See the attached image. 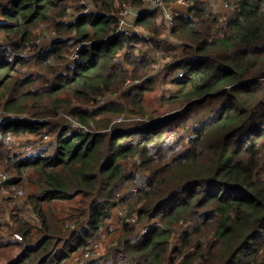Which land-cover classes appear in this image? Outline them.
Here are the masks:
<instances>
[{"label": "trees", "instance_id": "16d2710c", "mask_svg": "<svg viewBox=\"0 0 264 264\" xmlns=\"http://www.w3.org/2000/svg\"><path fill=\"white\" fill-rule=\"evenodd\" d=\"M96 1L100 11L69 21L63 19L69 0H0V154L5 170L20 174L7 172L0 189L16 191L30 168L39 169L42 187L35 200L39 233L26 229L22 241L0 243L17 246L5 264H68L78 248L89 251L120 204L131 207L136 223L126 221L103 263L92 258L84 264H164L175 242L181 245L171 264H194L189 253L200 264H264V0H184L188 13L175 8L181 0H166L174 19L170 33L181 44L164 38L163 9H143L133 32L120 31L118 13L147 2ZM46 22L53 23L48 44L34 38ZM146 42L154 43L158 58L142 51ZM164 70L176 75L160 104L189 108L219 96L225 103L188 138L164 128L163 117L112 128L127 113L143 114L144 103L97 101L119 93L130 79L142 80L134 81L139 93L130 91L139 101ZM75 102L87 105L72 112L81 126L51 127L48 119ZM47 126L49 149L24 159L10 153L24 136L48 141ZM134 158L140 163L130 171ZM129 184L137 189L123 194ZM76 197H82V213L70 219L82 228L64 233L67 222L55 223L40 205ZM140 223L148 225L140 230Z\"/></svg>", "mask_w": 264, "mask_h": 264}, {"label": "rangeland", "instance_id": "374dc122", "mask_svg": "<svg viewBox=\"0 0 264 264\" xmlns=\"http://www.w3.org/2000/svg\"><path fill=\"white\" fill-rule=\"evenodd\" d=\"M69 3V15L66 18H63L64 20L72 21L79 14L86 15L97 13V11H100L96 0H69ZM224 5L225 4H223V6ZM152 8L155 7L152 6ZM220 8L221 6L217 9ZM85 9L88 10V13H82V11ZM225 9H227V11L231 10V8L229 7H226ZM124 11L118 13L119 17L127 19V21L130 23L136 20V17L133 15L123 16L122 13ZM137 11H143V8H140ZM52 25V22H46L44 24H41L39 28L35 29L34 38H36L37 36L40 38L39 40L36 39L37 42H39L42 38L45 37V43H50V41L52 40L51 33L53 32ZM134 27L135 25L133 27L128 28L130 29V32H133ZM168 31L169 34L172 35L170 33L171 29H169ZM166 37H168L167 34L164 38ZM171 38L172 40L177 41L174 39V37ZM161 44L164 45L163 42H161ZM152 45L153 47L150 46V44L147 42L140 44V46L143 47L142 51L148 53L150 57H154L155 52L158 53V49L154 46V43ZM74 57H76V54L74 55ZM159 65V68H162V65ZM159 68L150 71L151 75L154 74L157 70H159ZM175 75L176 71L172 72L171 74H167V70H164V73L161 72L159 75H157V77L163 76L165 80L163 79L161 81L155 76L152 80L151 85L146 86L148 90L146 89L144 95L139 101H133L134 96L133 94H130V91L133 89L134 94L139 93V90L135 89L134 85H136L135 82L139 84L142 82V80L135 81L130 79L127 81L126 85L121 89L119 93L107 95L106 97L100 98L97 103L99 104V106H102V104L107 103L108 101H118L122 103H144L145 106L143 114L135 113L136 115L133 116L132 113H127L121 118L122 120L117 118L118 120L116 119L115 121H113L112 128L118 127L132 129L140 125H145L158 117H163V120H160V124H163L164 128H173V130H179L181 135H184L188 138L192 135L194 128L197 127L201 121H205L221 108V106L226 101V96L210 98L203 104H198L196 106L194 105L189 108L186 107V105L160 104L164 103L162 102L161 98L163 97V95H165V93H168V90L171 88L169 82L171 81V79H173L172 77H174ZM76 107L87 108V105H78L75 102L72 105L66 106L64 109L61 110L58 116L48 119L51 122V127L58 128L59 125L63 126L67 124L71 129H78L80 123L76 119V116L72 114L73 109ZM95 107L96 105L89 106V108L91 109ZM130 108L134 111H138V107L131 106ZM170 114L173 116V118L172 116L167 118ZM74 124L76 126H73ZM51 127L49 129H51ZM48 132V141L45 142L41 138L42 135H34L32 137L24 136L18 140L16 139V142L11 147L10 153L13 154L14 152L18 151L20 149L21 144L31 141L34 142L35 147L39 149H49L52 144L53 136L50 134L51 131ZM139 163L140 159L136 160L134 158L130 162H127V169L130 171H134L136 166L139 165ZM4 164L5 163H3V159L0 154V171L6 169V164ZM38 171L39 169L36 168L24 170V179L19 183L20 185L18 187L20 188H16V191L8 190L9 193H4L0 189V243H15L18 241H22L21 235L24 236V231L26 229H29L30 233L34 236L39 233V228L42 225V217L40 215L39 206L35 200L37 199L38 195H40V190L42 189V187L39 185L40 180ZM12 173L13 174L9 173L11 178L13 176L20 175L18 170L15 172L13 170ZM133 188L137 189V187L133 186L132 184L127 185V187L123 189V194L133 190ZM81 198L82 197H76L73 200H52L41 203L40 206L43 208L44 212L47 213L48 216L55 221V223L62 225L63 223L65 224V222H67V224L64 226V233H68L70 231H74L77 228L79 230H81L82 228L74 222L75 219H70L71 216L78 215V213H80L81 215V208L83 207L82 200L79 202ZM130 202L132 201L130 200ZM130 213L131 207L128 204H120L112 209V215L108 219L107 225L103 229L101 235L94 237L91 243L89 244V247L87 248L88 250L91 249L93 251H96V256H94L93 261L99 259L100 262L103 263V256H106L110 251L117 247L120 237L125 234L126 221L132 222L134 224L136 223L133 222L134 219H131L132 215H130ZM72 224H74L75 227L71 226ZM31 225H35L36 227L32 228L33 230H31ZM146 225L148 224H136V226H138L137 228H139L140 230H142ZM185 226L186 225H182L179 229L183 230ZM4 233L10 236L12 241L6 238H1L4 237ZM13 234L17 236H14ZM180 234L181 232L178 233L177 239L180 237ZM204 242L207 243V239L204 240ZM60 245H62V243ZM180 245L179 243L175 242L170 251L171 255H168L164 264L172 263L173 256H177L179 253L178 247ZM16 249L17 246H15L14 244L8 245L4 248H0V264H5L6 260H8L11 256L14 257ZM83 249L84 248H78L73 254L68 256L66 258V260H68V264H84L85 259H79L84 253ZM210 253L211 252L209 251L204 252V254L206 255ZM194 255L195 254L190 255L189 253L188 259L191 260L194 257L196 261L194 262V264H197V261H199V256ZM214 257L216 260L218 259V254L216 252ZM185 259L187 261V258ZM179 264L188 263L183 262Z\"/></svg>", "mask_w": 264, "mask_h": 264}, {"label": "built area", "instance_id": "2783aa9c", "mask_svg": "<svg viewBox=\"0 0 264 264\" xmlns=\"http://www.w3.org/2000/svg\"><path fill=\"white\" fill-rule=\"evenodd\" d=\"M146 2L148 3H151L155 8H161L165 11L166 13V18H167V22H168V26H169V29H171L173 26H174V19H173V15L168 11V7H167V2L166 0H145ZM138 9H134V8H128V9H125V11L122 13L123 16H127V15H133L135 16L136 18H138L141 14V11H137ZM82 13H88V10L85 9L82 11ZM73 21V20H72ZM133 26V23H130L127 21V19H123V17L121 18V21H120V25H119V30H126L128 29L129 27H132ZM81 45L77 46V50L80 48ZM0 119H2L3 121L5 120V118H3V114L2 112L0 111ZM1 120V121H2ZM122 120V119H120ZM73 126H76L75 124ZM81 125L79 124V127ZM45 139H48V136H45ZM42 149H39L37 147H35L34 145V142H26V143H23L20 145V149L16 152H20L22 154V158H27V157H30V156H34V155H37L41 152ZM14 152V153H16ZM8 178V173L6 170H3V171H0V185L6 181ZM4 193H9V191H5ZM35 226V225H33ZM1 232V231H0ZM5 234V233H4ZM14 236H17L15 234H13ZM4 237L8 240L11 239L10 236L8 235H4ZM21 240H23V236L21 235ZM96 252V251H93V250H89V251H86L84 253V256H83V259L84 260V263H86L87 261L91 260L92 258H94L93 256V253Z\"/></svg>", "mask_w": 264, "mask_h": 264}, {"label": "crops", "instance_id": "0c3cea01", "mask_svg": "<svg viewBox=\"0 0 264 264\" xmlns=\"http://www.w3.org/2000/svg\"><path fill=\"white\" fill-rule=\"evenodd\" d=\"M147 3H146V5L143 8L144 11H148V10L154 9V8H152L153 5L151 3H149V4H147ZM175 8L178 9V10H180V11H182V12H185V13H188V11H189V5L184 0H181L178 4H176L175 5ZM216 10H219V9L216 8ZM145 35H147V34H145ZM171 37H173V36L169 34L168 35L169 41H171V42H178L179 44L183 43L182 41H179V40L174 41V40H172ZM174 39L176 40V38H174ZM149 44H150V46L153 47V45H152L151 42H149ZM154 57H156V58L159 57V51H158V53L155 52Z\"/></svg>", "mask_w": 264, "mask_h": 264}]
</instances>
